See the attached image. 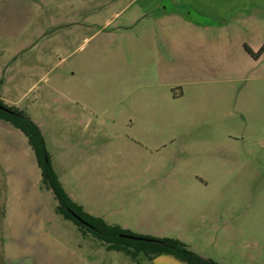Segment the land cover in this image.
Listing matches in <instances>:
<instances>
[{
	"label": "rangeland",
	"instance_id": "1",
	"mask_svg": "<svg viewBox=\"0 0 264 264\" xmlns=\"http://www.w3.org/2000/svg\"><path fill=\"white\" fill-rule=\"evenodd\" d=\"M137 6L0 0V100L36 122L64 187L93 216L220 264H264V66L141 107L127 95L157 76L141 66L140 24L126 26ZM38 196L30 246L10 251L2 233L0 264H152L84 236L43 183Z\"/></svg>",
	"mask_w": 264,
	"mask_h": 264
},
{
	"label": "crops",
	"instance_id": "2",
	"mask_svg": "<svg viewBox=\"0 0 264 264\" xmlns=\"http://www.w3.org/2000/svg\"><path fill=\"white\" fill-rule=\"evenodd\" d=\"M136 2L138 8L126 26L140 24L137 39L141 50L149 51L141 66L157 76V81L143 77L144 81L132 91L134 94L127 95L141 107L173 106L191 88H217L215 85L240 81L245 72L264 66V51L258 57L248 51L249 48L257 54L264 47V0ZM123 12L124 9L114 12L107 25ZM177 89L180 95L175 92ZM21 133L0 120V242L5 233L8 250L20 253L30 246L34 229L32 208L34 204L39 206L42 190L41 170L28 139ZM6 259L14 257L5 254ZM150 262L184 264L170 255Z\"/></svg>",
	"mask_w": 264,
	"mask_h": 264
},
{
	"label": "trees",
	"instance_id": "3",
	"mask_svg": "<svg viewBox=\"0 0 264 264\" xmlns=\"http://www.w3.org/2000/svg\"><path fill=\"white\" fill-rule=\"evenodd\" d=\"M248 51L252 56L258 57L264 51V47L257 54L249 48ZM0 120L11 124L28 139L42 173V183L53 193L58 203L57 214L74 223L84 236L91 233L106 245L107 250L124 252L133 259L143 255L152 261L161 255H170L184 264H220L211 258H204L179 239L139 237L124 231L118 225L108 224L102 217L89 214L65 190L51 162L46 141L39 126L23 113L6 106L2 100H0ZM122 235L140 239H131Z\"/></svg>",
	"mask_w": 264,
	"mask_h": 264
},
{
	"label": "water",
	"instance_id": "4",
	"mask_svg": "<svg viewBox=\"0 0 264 264\" xmlns=\"http://www.w3.org/2000/svg\"><path fill=\"white\" fill-rule=\"evenodd\" d=\"M122 237H128V238H131V239H140V238H137V237L126 236V235H122Z\"/></svg>",
	"mask_w": 264,
	"mask_h": 264
}]
</instances>
